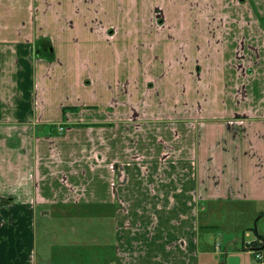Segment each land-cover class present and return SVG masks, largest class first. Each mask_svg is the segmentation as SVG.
<instances>
[{"label": "crops", "instance_id": "obj_1", "mask_svg": "<svg viewBox=\"0 0 264 264\" xmlns=\"http://www.w3.org/2000/svg\"><path fill=\"white\" fill-rule=\"evenodd\" d=\"M106 1L101 13V0H0V264H33L38 208L56 204L113 214L114 264H201V202L264 197V137L255 154L234 145L241 162L225 152L226 179L211 176L207 185L200 160L211 146L221 155L226 142L204 145L185 114L201 101L188 85L209 84L217 102L200 117L218 119L236 112L234 86L247 96L250 79L263 81L264 10L218 15L215 30H205L200 13L160 18L142 12L154 0ZM245 61L252 68L242 72ZM153 81L184 99L158 107L147 90ZM153 105L169 109L163 119L150 118ZM256 114L264 136V114ZM236 166L242 177L232 179Z\"/></svg>", "mask_w": 264, "mask_h": 264}, {"label": "rangeland", "instance_id": "obj_2", "mask_svg": "<svg viewBox=\"0 0 264 264\" xmlns=\"http://www.w3.org/2000/svg\"><path fill=\"white\" fill-rule=\"evenodd\" d=\"M116 1L117 4L120 5L123 3L122 0ZM157 1H159V4ZM161 1L162 0L144 2L142 12H148L160 18L167 12L170 14L186 12L190 15H197L200 13L202 25L205 26V30H215L214 27L217 24L215 19L218 15L224 13H227L229 16L232 13H236V15H238L237 13H263L264 10V8H262L264 7V0H181V2H178V0H169L170 7L168 9L166 5V7L164 6L165 8L162 7L160 4ZM106 2L108 1L101 0V13H106L103 8ZM131 3L130 1V4ZM234 4L236 6H232ZM258 5L262 7L260 6L261 8H259ZM125 12H127V10H125ZM197 17L198 16H196L195 20L196 23L198 20ZM209 19L211 22H209ZM259 21L264 25V17H260ZM165 22V18H163L162 21H158L159 24ZM113 28L114 27H111L110 29ZM245 62V70L243 69L242 72H247L248 69L252 68L250 63L248 65V63ZM206 72L208 73V71ZM212 73H214V71H212ZM204 76L207 75L203 73L202 77ZM259 77L260 81L257 79H250L248 81L249 87H247V89L248 93H252L251 95L248 94L246 96L247 91L244 86H234L236 97L231 107L236 112L228 118L218 117V119H223L221 121L209 116H205L206 118L200 117L202 113H208L204 110V104L210 103L214 105L216 104L215 102H217L213 91L212 93L210 92L209 84L202 83L200 86L188 85L185 87L186 91L191 93L192 99L194 97L196 99H201V101L199 100L200 103H187L186 108H188V111L185 114L189 120L196 119V133H198L200 137L204 134V145H213V138L218 137L216 140L218 145L222 142H226L227 146L224 150H221V155H218L215 151H211L213 147L211 146L210 150L205 152L203 159L200 160V169L198 172L202 179L207 180V185H211V182H209L211 176L216 179L219 175H222L223 179H226V175L223 174L225 172V167L223 168L221 166L226 162L224 159L225 152H229L233 155L231 161H240L241 154L239 155V153H242V151L239 150L238 152L236 149L231 151L234 145L240 146L244 143V147H249L250 155L253 153L255 154L259 138L261 139L264 137L259 133V126L257 125L258 117H256V113L260 115L264 114V79L262 81L261 76ZM161 88L163 89V86H161L158 81H153V83H150L147 87L149 92L148 95L151 97H153V95L154 97L159 96L156 99L158 107L161 104L163 105L165 101L169 102V99L173 102H176V99H184V97L181 96L182 94L177 92V87H164L163 94L160 93ZM259 90H261V94ZM156 102H154V104ZM199 105H201V109ZM143 107L146 106L144 105ZM158 107L153 105L151 111L149 109L150 113H152L149 115H153L150 118L163 119L162 116L165 117V112H168L169 109L166 108L163 110ZM213 108L214 106H211L210 110H213ZM244 108L249 110V112H242ZM171 112L172 111H170V114ZM189 114L196 115V118L188 116ZM211 120H218V124H223L208 126V124L206 125L203 123L204 121H206V123L211 122ZM200 121L202 122L200 123ZM225 129H229L230 133L222 134V136H220V134L212 135L213 130L218 132L222 130L224 132ZM247 143H250V145ZM212 163L213 165L218 163L220 168L218 170H212L215 169L213 165H211ZM235 168L237 174L234 176L232 174V176L229 175L228 177L239 179V177H242V174H240L238 166ZM116 170L118 171V169ZM221 170L223 171L221 172ZM146 172L147 169L143 167L142 173ZM137 173H140V170L137 171ZM230 184L231 182L229 185ZM234 185L237 186L238 184L234 182ZM101 186H103L102 183ZM236 188L240 189V187ZM217 189L222 192V190L226 189V183H220ZM211 190H213V188ZM101 209L105 208H100V206L94 204H82L80 206L75 204H56L52 208L47 207V205H40L35 220L34 250L32 254L33 264H114L109 258L110 255L108 256V250L110 253H113V242L114 239H116V224L113 214L109 213L108 210ZM99 211L102 212L99 213ZM195 216L196 222L199 223L200 228L198 251L200 252L201 264H229V257L233 256L234 253H237L241 258V264H251V254L246 251L244 252L242 249L246 240L255 238L257 233L264 235V197L205 200L201 202V208ZM98 243L103 245L101 247V262L96 256L99 250L97 246ZM218 244H220V249L217 248ZM104 249L106 251H103ZM225 250L227 251V257L223 254Z\"/></svg>", "mask_w": 264, "mask_h": 264}, {"label": "built area", "instance_id": "obj_3", "mask_svg": "<svg viewBox=\"0 0 264 264\" xmlns=\"http://www.w3.org/2000/svg\"><path fill=\"white\" fill-rule=\"evenodd\" d=\"M257 244H251V242H246L244 245L245 251H248L251 256V264H264V238H258ZM220 249V245L217 246Z\"/></svg>", "mask_w": 264, "mask_h": 264}, {"label": "water", "instance_id": "obj_4", "mask_svg": "<svg viewBox=\"0 0 264 264\" xmlns=\"http://www.w3.org/2000/svg\"><path fill=\"white\" fill-rule=\"evenodd\" d=\"M241 258L239 256L229 257V264H240Z\"/></svg>", "mask_w": 264, "mask_h": 264}, {"label": "trees", "instance_id": "obj_5", "mask_svg": "<svg viewBox=\"0 0 264 264\" xmlns=\"http://www.w3.org/2000/svg\"><path fill=\"white\" fill-rule=\"evenodd\" d=\"M257 237L258 238H264V235H261V234H259V233H257ZM258 238H257V240H258ZM253 241V242H251V244H257L258 243V241Z\"/></svg>", "mask_w": 264, "mask_h": 264}]
</instances>
